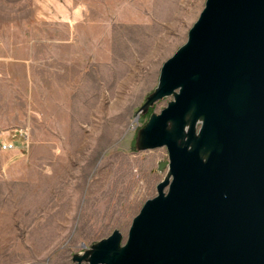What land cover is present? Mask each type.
<instances>
[{
	"label": "rangeland",
	"instance_id": "obj_1",
	"mask_svg": "<svg viewBox=\"0 0 264 264\" xmlns=\"http://www.w3.org/2000/svg\"><path fill=\"white\" fill-rule=\"evenodd\" d=\"M205 1L0 0V54L18 58L0 71L14 76L7 88L21 89L11 103L31 109L29 146L0 148V231L16 245L28 233L31 244L7 261L33 257L46 239L51 264H71L116 228L126 240L169 159L166 146L139 150L138 133L171 97L137 111Z\"/></svg>",
	"mask_w": 264,
	"mask_h": 264
},
{
	"label": "water",
	"instance_id": "obj_2",
	"mask_svg": "<svg viewBox=\"0 0 264 264\" xmlns=\"http://www.w3.org/2000/svg\"><path fill=\"white\" fill-rule=\"evenodd\" d=\"M166 146L155 196L71 264H264V0H206L139 107Z\"/></svg>",
	"mask_w": 264,
	"mask_h": 264
},
{
	"label": "crops",
	"instance_id": "obj_3",
	"mask_svg": "<svg viewBox=\"0 0 264 264\" xmlns=\"http://www.w3.org/2000/svg\"><path fill=\"white\" fill-rule=\"evenodd\" d=\"M71 1V0H69ZM79 9V8H77ZM75 12V9H73ZM80 10H76V13H79ZM36 18H34V21ZM32 31H36V24L30 25L28 27ZM18 61V58L16 57H6L5 55L0 54V62H5V61ZM32 62V56H31V48H29V57L25 59V64L28 66ZM10 75V74H9ZM6 71L1 70L0 71V143L4 140H10L13 139V135L15 134L14 131H17L18 129L24 128L25 126L29 125L30 126V119H31V109H22L20 105L11 103V101L14 100L16 93H18L17 96H21L22 92L19 87L17 86L18 91L15 90V87H9L7 88V83L6 80L11 81V85L15 84V79L14 76L12 77L11 75L9 76ZM8 77V79H7ZM29 78H31V75H29ZM7 97L9 103H7ZM25 97L30 100L31 96L26 92ZM30 138H31V133H30ZM25 151V150H23ZM4 170L0 168V176L2 175L1 171ZM2 179V178H0ZM27 237L24 238H19L16 243L10 244L7 242V237L0 231V264H42L45 262H50L48 259L51 254H53V244L52 241L50 240L48 244V239H46V244L45 248L40 252L36 253L33 257H29V254L27 255V258L20 262H16L15 260H9L7 261L6 258L7 256H10V252L12 250H17V249H23L25 252H30L31 244L29 241V234L26 233ZM17 248V249H16ZM49 254V255H48ZM38 257V259H37ZM41 259H46L44 262L39 263L37 262ZM51 263V262H50Z\"/></svg>",
	"mask_w": 264,
	"mask_h": 264
},
{
	"label": "built area",
	"instance_id": "obj_4",
	"mask_svg": "<svg viewBox=\"0 0 264 264\" xmlns=\"http://www.w3.org/2000/svg\"><path fill=\"white\" fill-rule=\"evenodd\" d=\"M15 133L19 134L21 137L20 140L16 139H10V140H4L0 143V148L3 151H12L17 149L18 147L26 149L29 146L30 142V131L29 127L18 129ZM17 142H22V145L17 144ZM42 264H51L49 262H45Z\"/></svg>",
	"mask_w": 264,
	"mask_h": 264
}]
</instances>
